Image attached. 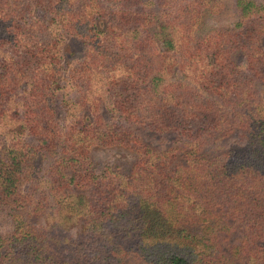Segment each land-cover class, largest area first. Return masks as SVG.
<instances>
[{
    "label": "trees",
    "instance_id": "16d2710c",
    "mask_svg": "<svg viewBox=\"0 0 264 264\" xmlns=\"http://www.w3.org/2000/svg\"><path fill=\"white\" fill-rule=\"evenodd\" d=\"M208 3L0 0V264H264V0Z\"/></svg>",
    "mask_w": 264,
    "mask_h": 264
},
{
    "label": "rangeland",
    "instance_id": "374dc122",
    "mask_svg": "<svg viewBox=\"0 0 264 264\" xmlns=\"http://www.w3.org/2000/svg\"><path fill=\"white\" fill-rule=\"evenodd\" d=\"M146 1V0H143ZM209 8L204 14L203 19V28L205 31H208V28H213L220 23L228 21L230 15V5L231 0H208ZM155 9L159 10V6L156 5L157 1H154ZM81 54V47L78 42L73 41V39H68L64 47V57L65 61H70V58L79 57ZM65 91L68 95V98L73 101L76 97L75 89L67 88ZM59 109V108H58ZM75 113L83 112L82 109L73 108L71 110ZM62 114V113H61ZM147 144L152 148L164 149L168 147H181L179 143H173L174 138L170 135H164L163 137L157 134H148L145 137ZM136 153L133 150H129L122 146H112L106 148L94 147L89 155V160L93 169L97 172H100L106 168L113 171H117L123 176H128L134 162L136 161ZM13 217L5 213H0V233H5L9 231L12 227L11 223ZM27 222L30 224L31 232L36 234L35 227L47 226L48 222L44 217H31L27 219ZM72 225V226H71ZM69 227V232L76 237L79 233V228L71 224ZM125 264H144L138 258L133 255H129L125 258Z\"/></svg>",
    "mask_w": 264,
    "mask_h": 264
}]
</instances>
